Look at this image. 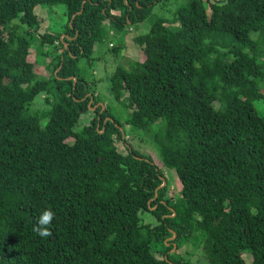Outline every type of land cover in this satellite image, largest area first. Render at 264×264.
I'll list each match as a JSON object with an SVG mask.
<instances>
[{
	"label": "trees",
	"instance_id": "1",
	"mask_svg": "<svg viewBox=\"0 0 264 264\" xmlns=\"http://www.w3.org/2000/svg\"><path fill=\"white\" fill-rule=\"evenodd\" d=\"M161 1L0 0V264H185L171 252L189 240L209 264H246L247 252L264 264V0H190L135 36L145 60L111 77L125 124L151 136L180 198L147 156L119 151L112 107L90 109L101 98L81 60L114 38L120 53ZM57 4L64 35L40 33L36 8ZM42 58L49 78L36 71ZM38 95L51 108L31 113ZM46 208L55 216L42 238L32 229ZM147 211L155 226L142 223Z\"/></svg>",
	"mask_w": 264,
	"mask_h": 264
},
{
	"label": "rangeland",
	"instance_id": "2",
	"mask_svg": "<svg viewBox=\"0 0 264 264\" xmlns=\"http://www.w3.org/2000/svg\"><path fill=\"white\" fill-rule=\"evenodd\" d=\"M189 1L190 0H162L160 3L154 5L151 13L152 15L149 19L130 25L123 38L125 44H123V50L120 53H117L116 50L112 49L110 46V42L114 43V47L120 45L119 43H121V39L114 38L110 42L108 41L102 44H97L95 47L94 58L90 62H88L87 59H82L80 62V66L84 68L88 74L87 80L90 85L93 86V89L96 91V95L101 98L100 103L104 106L112 107L113 113L119 117L122 123H124L123 130L125 133L126 144H124L123 140L122 142H119V151L126 153V146L128 144L142 155L147 156L150 160H152L167 178L166 182L168 193L176 199L181 197L182 185L175 170H170L163 164L161 157L159 156L158 149L154 145L149 134L142 130H135L131 126L125 124L131 110L125 107L123 102L115 99L111 90V77L118 66L130 69L132 67V63L145 60L146 56L143 49L140 46H137L133 41L135 36L148 33L152 25V21L156 18L164 19L167 21V25L171 24L176 16L177 10L180 7L187 6ZM205 5L209 10L207 2ZM36 13L40 19V33L48 32L51 34L64 35L69 22L67 8L64 4L44 7L38 6L36 8ZM129 45L133 48V50L129 48ZM30 53L31 60L34 62L35 59L33 57L36 55L35 49L32 48ZM35 67L40 76L48 78L51 76V73L49 72L51 68L48 63L44 62L43 58L39 63H36ZM100 103L96 105L99 107ZM214 106L215 108H218L216 103ZM255 106L260 114L264 113V107L260 101H256ZM50 108L51 106L46 103L44 96L38 95L31 104L29 111L34 113L36 111L49 110ZM85 117L87 116L85 115L81 122L86 123V121H88ZM82 127L83 126L76 125L74 130H81ZM154 129H156V126H154ZM140 217L143 224H148L151 227L158 223L157 218L149 211L144 212L140 215ZM154 246L161 254L163 249L161 243L155 242ZM171 254L175 257H182L186 262L185 264H209L204 257L202 247H198V245L192 240L185 242V244H183L179 249L174 248ZM243 257L246 264H250L253 260V257L249 252L243 253Z\"/></svg>",
	"mask_w": 264,
	"mask_h": 264
},
{
	"label": "clouds",
	"instance_id": "3",
	"mask_svg": "<svg viewBox=\"0 0 264 264\" xmlns=\"http://www.w3.org/2000/svg\"><path fill=\"white\" fill-rule=\"evenodd\" d=\"M54 216L55 213L51 208L44 209L36 218V223L32 229L33 232L42 238L50 237L52 235L50 227Z\"/></svg>",
	"mask_w": 264,
	"mask_h": 264
},
{
	"label": "water",
	"instance_id": "4",
	"mask_svg": "<svg viewBox=\"0 0 264 264\" xmlns=\"http://www.w3.org/2000/svg\"><path fill=\"white\" fill-rule=\"evenodd\" d=\"M83 10H84V4L82 5V10H81L80 13H82ZM74 18H75V15L72 16V21H73ZM56 73H57V72H56ZM73 79H74V84H76V82H77V78L74 77ZM88 96H91V94H88ZM92 102H93V101L91 100L89 106H90V109H91V110L95 111V110L98 108V105H95V107L91 108ZM100 105H102V109H101V112H102V111L105 109V106H104L103 104H101V103H100ZM112 121H113V119H112ZM165 183H166V182L164 181V182H163V185L160 186V187H163V186L165 185ZM160 187H159V188H160ZM159 188H157V191H158ZM157 196H158V194L156 195V198H157ZM149 204H150V202H149ZM151 209L154 210V208H151Z\"/></svg>",
	"mask_w": 264,
	"mask_h": 264
},
{
	"label": "crops",
	"instance_id": "5",
	"mask_svg": "<svg viewBox=\"0 0 264 264\" xmlns=\"http://www.w3.org/2000/svg\"><path fill=\"white\" fill-rule=\"evenodd\" d=\"M111 46V45H110ZM129 48L131 49V50H133V48L129 45ZM124 50H126V49H124Z\"/></svg>",
	"mask_w": 264,
	"mask_h": 264
}]
</instances>
